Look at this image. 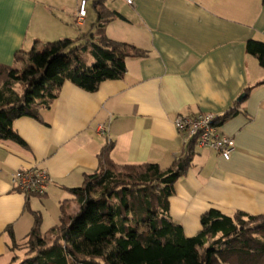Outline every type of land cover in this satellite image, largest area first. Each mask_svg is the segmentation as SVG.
<instances>
[{
    "label": "crops",
    "instance_id": "1",
    "mask_svg": "<svg viewBox=\"0 0 264 264\" xmlns=\"http://www.w3.org/2000/svg\"><path fill=\"white\" fill-rule=\"evenodd\" d=\"M79 1L0 0V65L14 68L15 54L35 43L40 50L63 39L95 42L101 26L106 38L146 56L127 59L122 79L102 82L92 93L65 82L39 121H14L24 145L0 140V264L27 257L19 260L12 245L27 239L35 214L46 238L58 226L62 206L75 216L80 207L69 191L98 171L105 148L117 165L173 166L183 152L173 125L177 115L237 111L220 125L235 144L230 158L195 148L173 186L170 219L190 238L202 230L200 217L209 210L263 216L264 69L245 48L248 40L264 43L262 0H135L133 6L103 0V19L96 0H86L84 23L77 27ZM14 90L20 93L17 85ZM99 126L106 132L99 134ZM27 169L47 173L43 197L12 189V174Z\"/></svg>",
    "mask_w": 264,
    "mask_h": 264
},
{
    "label": "trees",
    "instance_id": "2",
    "mask_svg": "<svg viewBox=\"0 0 264 264\" xmlns=\"http://www.w3.org/2000/svg\"><path fill=\"white\" fill-rule=\"evenodd\" d=\"M95 6L98 19H103V0ZM101 27L95 42L76 45L63 39L44 44L42 51L35 43L29 52L15 54L14 68L0 65V140L24 145L13 130L14 121H39L65 82L92 93L102 82L122 79L127 59L146 56L106 38ZM245 48L264 69V43L248 40ZM236 113L235 108L226 112L220 125ZM109 148L99 156L98 171L69 191L79 211L69 217L61 207L58 226L48 231L55 235L50 243L40 232L39 215H34L27 237L31 252L17 264H264V215L230 217L209 210L200 217L202 230L190 238L170 219L169 198L192 163L194 141L183 146L166 171L153 164H114Z\"/></svg>",
    "mask_w": 264,
    "mask_h": 264
},
{
    "label": "built area",
    "instance_id": "3",
    "mask_svg": "<svg viewBox=\"0 0 264 264\" xmlns=\"http://www.w3.org/2000/svg\"><path fill=\"white\" fill-rule=\"evenodd\" d=\"M135 0H124L133 6ZM86 16V0H80L75 15V25L80 27ZM220 116L196 114L194 116L177 115L173 121L176 132L181 137L183 146L195 142V148L209 149L217 152L224 160L230 158L235 148L234 141L220 131ZM98 133L106 132L104 126L98 127ZM49 183L48 175L40 169L18 170L12 174L11 185L15 192L25 196L43 197Z\"/></svg>",
    "mask_w": 264,
    "mask_h": 264
},
{
    "label": "rangeland",
    "instance_id": "4",
    "mask_svg": "<svg viewBox=\"0 0 264 264\" xmlns=\"http://www.w3.org/2000/svg\"><path fill=\"white\" fill-rule=\"evenodd\" d=\"M89 11H90V9H89ZM93 23L95 24V20L93 21ZM40 51H42V48L40 49ZM16 67L19 68V65H17ZM54 239H55V235H49L46 238V240H47L48 243H50ZM28 240L29 239L27 238L23 242H20L18 244L14 243L12 245V251L14 252L15 255H17L19 257V260L23 259V257L25 255H27V254L29 255L30 252H31L30 249H29V242H28Z\"/></svg>",
    "mask_w": 264,
    "mask_h": 264
},
{
    "label": "water",
    "instance_id": "5",
    "mask_svg": "<svg viewBox=\"0 0 264 264\" xmlns=\"http://www.w3.org/2000/svg\"><path fill=\"white\" fill-rule=\"evenodd\" d=\"M244 98V94H242L239 98L238 101H241Z\"/></svg>",
    "mask_w": 264,
    "mask_h": 264
}]
</instances>
